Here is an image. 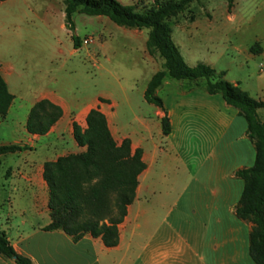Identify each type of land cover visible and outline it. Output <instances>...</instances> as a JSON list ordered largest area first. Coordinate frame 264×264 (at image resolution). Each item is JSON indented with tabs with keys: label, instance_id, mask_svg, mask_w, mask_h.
<instances>
[{
	"label": "crops",
	"instance_id": "0c3cea01",
	"mask_svg": "<svg viewBox=\"0 0 264 264\" xmlns=\"http://www.w3.org/2000/svg\"><path fill=\"white\" fill-rule=\"evenodd\" d=\"M234 9L230 13L233 17ZM96 17L98 22L108 23L103 16ZM198 28L196 22L187 23L176 32L177 41L172 36L189 65L198 62H188L185 38ZM132 37L141 54L127 71L145 75L144 96L148 82L161 64L148 53L144 36L132 33ZM0 72L10 89L8 79ZM111 77L115 74L111 73ZM231 82L248 91L241 82ZM117 83L118 93L99 91L90 99H67L56 90H45L29 103L21 116L16 114L20 106L16 105L17 96L12 92L15 98L6 116H0V125L11 117L19 119L23 139L13 143L31 147L0 155V160L9 159L8 168L0 170V230L7 234L16 252L31 264H174L175 257L182 259V264H256L249 254L252 224L235 214L244 188L235 171L253 165L256 154L254 143L247 135L245 118L220 94H209L201 85L183 82L173 102L160 96L161 87L157 90L171 121V132L165 135L161 124L164 111L151 104L155 106L153 118L143 113L135 106L132 93L119 80ZM43 98L60 105L64 114L47 134H30L26 129L29 112ZM92 108H99L106 115L118 143L129 138L133 150H143L147 165L139 175L135 201L119 226V243L113 247L91 234L75 241L63 230H45L51 216L44 164L86 150L75 140L72 123L76 121L86 128V116ZM38 147L42 154L31 157ZM175 164L182 165V173L190 179L177 220H185L191 228L176 230L172 225L166 231H159V223L154 225L156 219H151L146 222L151 230L143 232L142 219L147 209L143 208L141 195L149 188L151 191L157 188L159 183L153 176ZM178 178L179 175L168 180V187L173 188ZM0 264L17 262L0 254Z\"/></svg>",
	"mask_w": 264,
	"mask_h": 264
},
{
	"label": "rangeland",
	"instance_id": "374dc122",
	"mask_svg": "<svg viewBox=\"0 0 264 264\" xmlns=\"http://www.w3.org/2000/svg\"><path fill=\"white\" fill-rule=\"evenodd\" d=\"M118 1L136 5V11L144 12L155 0ZM103 17L108 23L98 22L96 16L79 13L73 16L74 33L81 40L80 48L75 49L73 33L65 26L63 0H0V70L9 81L10 91L17 96L20 110L16 114L21 116L29 103L45 90H56L67 99H90L99 91L118 93L119 80L134 96L135 106L153 118L155 106L142 95L145 75L127 71L141 54L132 33L144 36L146 41L149 30L144 28L141 33ZM170 22L176 41L181 25L192 22L199 25L185 38L190 53H186L188 62H204L218 73L225 71L228 81L241 82L251 96L264 100V0H237L234 17L228 12L226 0H198ZM155 59L162 64V58ZM111 73L115 74L114 78ZM183 82L189 81L169 78L161 87L160 96L173 102ZM259 110L264 120V108ZM151 129L153 134L154 127ZM22 139L19 119L11 117L0 125V145ZM33 153L31 157H37L42 150L38 147ZM8 163L9 159H1L0 170L7 169ZM182 169V165L175 164L159 171L153 176L159 183L157 188L154 191L149 188L141 195L143 208L147 209L142 219L143 232L151 230L146 224L151 219H156L154 225L159 223V231H166L172 225L176 230L191 228L185 220H177L187 194L185 186L190 180ZM178 175V182L173 188L168 187V180ZM181 260L175 257L174 264H182Z\"/></svg>",
	"mask_w": 264,
	"mask_h": 264
},
{
	"label": "trees",
	"instance_id": "16d2710c",
	"mask_svg": "<svg viewBox=\"0 0 264 264\" xmlns=\"http://www.w3.org/2000/svg\"><path fill=\"white\" fill-rule=\"evenodd\" d=\"M198 0H155L144 12L136 5H123L118 0H63L65 26L71 30L75 49L81 40L74 33L76 13L105 16L115 24L129 29L147 28L146 49L153 57L163 59L144 91L146 102L164 111L161 119L163 133L171 132V121L163 99L157 94L166 78L186 80L203 86L209 94H220L225 102L247 122V135L255 146V161L239 168L235 176L244 182L241 197L235 206L238 218L252 224L249 233V254L256 264H264V121L259 109L264 100L256 99L239 83L225 78V71L217 72L204 62L189 65L172 38L171 18L189 9ZM232 13L236 0H226ZM253 52V48H251ZM15 95L0 72V116L5 117ZM63 108L48 98L38 100L29 112L26 129L34 135H45L63 116ZM86 128L73 121V136L86 150L69 153L44 164L43 177L49 189L48 206L51 222L45 230H63L73 240L86 234L101 237L113 247L119 243V226L135 201L139 175L146 169L143 150H133L131 139L118 143L109 127L106 115L92 108L86 116ZM27 144H2L0 155L30 150ZM0 254L15 258L17 264H31L18 254L0 230Z\"/></svg>",
	"mask_w": 264,
	"mask_h": 264
},
{
	"label": "built area",
	"instance_id": "2783aa9c",
	"mask_svg": "<svg viewBox=\"0 0 264 264\" xmlns=\"http://www.w3.org/2000/svg\"><path fill=\"white\" fill-rule=\"evenodd\" d=\"M83 41H84L85 43H87V39H84Z\"/></svg>",
	"mask_w": 264,
	"mask_h": 264
}]
</instances>
